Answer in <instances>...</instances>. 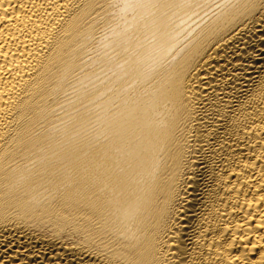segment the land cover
Returning a JSON list of instances; mask_svg holds the SVG:
<instances>
[{"label":"bare ground","instance_id":"1","mask_svg":"<svg viewBox=\"0 0 264 264\" xmlns=\"http://www.w3.org/2000/svg\"><path fill=\"white\" fill-rule=\"evenodd\" d=\"M0 264H264V0H0Z\"/></svg>","mask_w":264,"mask_h":264}]
</instances>
